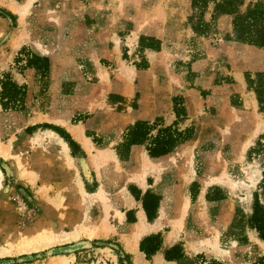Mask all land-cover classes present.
Instances as JSON below:
<instances>
[{
	"label": "rangeland",
	"instance_id": "1",
	"mask_svg": "<svg viewBox=\"0 0 264 264\" xmlns=\"http://www.w3.org/2000/svg\"><path fill=\"white\" fill-rule=\"evenodd\" d=\"M14 5L10 14L0 8V80L15 76L19 83L10 80L22 91L16 107L0 105V245L43 228L71 231L78 226L86 233L32 254L0 256V264H45L62 255L67 264H105L112 254L108 247L118 255L119 264H126L116 241L97 237L111 230L108 211L112 208L115 216L116 199L124 198L127 181L134 182L142 173L141 153L149 155L157 130L171 125L186 138L157 161L169 183L183 185L193 178L187 187L192 206L188 208L185 198L174 222L178 231L190 230L183 236L192 251H204L194 261L217 256L229 258L231 264L251 259L253 264H264V249L250 241L254 228L249 223L254 191L264 205L260 183L264 155L262 149H255L257 140L264 141V107L247 81L264 72V47L239 39L240 27L233 25L234 21L244 24L236 18L248 13L264 25V0H21ZM3 29L25 42L4 69ZM41 54L61 55L74 77L57 79L47 60L34 59L44 57ZM26 68L32 70L31 79L18 75L26 73ZM173 72L181 74L182 84L168 98L176 84ZM154 98L159 102L168 98L171 107L148 120L146 135L134 144L139 150L135 162L124 163L132 145L127 136L131 125L114 136L93 138L112 146L118 157L108 149L98 157L87 151L98 176L95 187L82 182L74 158L61 154L55 135L41 134V140L36 139L44 129L68 136L55 125L64 126L60 122L68 119L75 125L64 127L74 137L72 128H81L78 121L93 109L114 124L116 113H135ZM85 127L90 133L89 124ZM53 150L75 170L74 199L68 195L63 200L60 190L47 194L51 187L41 178L46 169L41 166ZM108 167L114 181L103 186L99 175ZM250 176L257 181L246 210L242 201L252 183ZM204 177L216 180L205 188L208 203L201 197ZM82 186L90 192L101 187L110 205L106 214L101 201L83 195ZM161 218L173 222L162 209L152 221L160 226ZM131 219L128 214L127 220ZM89 232L96 235L90 238ZM234 241L245 246L244 260H238L237 252L236 260L232 259ZM211 264L224 263L214 260Z\"/></svg>",
	"mask_w": 264,
	"mask_h": 264
},
{
	"label": "crops",
	"instance_id": "2",
	"mask_svg": "<svg viewBox=\"0 0 264 264\" xmlns=\"http://www.w3.org/2000/svg\"><path fill=\"white\" fill-rule=\"evenodd\" d=\"M20 2L21 0H0V8L3 9L6 13L10 14L12 13L10 7L15 6L14 4H20ZM4 19L5 18L2 16V20ZM3 31L4 33H6L4 29ZM24 44L25 42L18 41L16 33H6V35L2 34V50L4 52V55L2 57H7L4 65H2V69L8 67L10 60L14 59V54L17 53L19 48H21ZM41 55L47 57V61L50 65L52 74H55L57 79L68 80L74 77L72 76L74 70L72 69V67L65 66V60L61 55L56 57H50L49 55L51 54ZM26 70V73L24 72L18 74L21 79H31L32 70L30 68H26ZM173 76L176 84H172L173 86L170 88V94L167 93L166 95V97L168 98L176 91L175 88H180L182 84L181 74L177 75V73L173 72ZM13 77H10V79H12V81H14L13 79H16L15 82L19 83L17 78ZM168 98L160 100V102L155 98L151 99L148 103L142 104V107H140L135 113H116L115 115L117 120L116 122H114V124L113 122H109L107 119L103 118L102 115L97 114V111L93 109V112L88 113V117L83 116L82 119L78 121L82 126L81 133L79 134L80 138H76L75 136L74 138L69 130L64 127L67 126L69 128V124L75 125V123H71L70 119H68V125L61 126L60 124L55 123L56 126L66 131L68 137L74 142L75 146L73 148L69 145L68 141H66L64 137H62L58 133L57 130L53 129L52 127L50 128L53 129L51 131H54L59 136H61L68 144V153L74 158L75 165L78 168V175L79 177H81L82 182H85L91 187H95L98 181L97 172H95L94 167L89 163V151L85 149L83 144L80 142L83 139H89V141L95 147L108 149L110 151H108L110 155L114 156L118 160L116 152L112 146H108V143L103 144L100 143L101 141H95L93 138L106 135L114 136L117 134L118 130L120 131L122 129H127V127H129L130 125L132 126L133 123L137 120L148 122V120L154 118L155 116L161 115L163 110L167 111L168 108L171 107L170 100ZM86 124H89V127L87 128L90 129V133H86ZM171 127L173 128L174 125H171ZM130 146L131 147L128 150V157L127 159H125L127 162H124L125 164L135 162L134 158L136 154L139 153V150H137L138 148L134 144ZM173 147L174 145L172 146V148ZM171 149L169 151H171ZM93 151L95 152V149L91 152ZM168 152L157 156H151L148 155L145 151L150 159H153L155 161L161 160L162 157L165 156ZM50 154L48 160L41 166V168L46 166V169L42 170L45 175H42L41 178H44V182H46V184L50 185L51 187V189L47 192L48 196H53L55 195L56 191L60 190L59 194L62 196L63 200L67 199L68 195H71L70 199L76 198L74 196H77V194L75 190L72 189L73 181L75 178L74 168H68L64 161L57 157L55 150H53ZM138 160L140 163V157ZM80 163H83L84 167H81ZM108 163L113 166L112 161H109ZM140 166L142 167L141 163ZM111 168L112 167L105 168L102 172H100L99 176L101 181L103 182V186H105L106 184H112L114 181L111 174H109L110 171H108V169ZM112 171L113 170H111V172ZM84 174L87 175V177L90 179V182L86 181ZM167 177L168 176L164 171H161V173L159 171L157 176L150 173L147 174L145 176L146 188H143L144 190L141 189L142 187L136 181L134 182H136L139 186L134 182H128L125 188L128 194L122 193L125 200L124 198L116 199L114 205L115 209L119 210L123 214L122 220L118 219L117 216H114L112 208L109 209L107 222L108 225L111 226V230H109L106 235H99V237L97 238L116 241L117 246L115 245V247H118L121 254L126 257V264H211V262L214 260L222 262L224 264H231L229 258H222L217 256H213L206 260L203 259V257H200V260L198 262L194 261L193 257L199 254L204 255V251H192V244L186 242L185 237L183 236V234L188 236L190 234V230L185 228L184 232L180 230L178 231L174 222L180 215L181 204L185 198L188 200V208L192 206L190 202V194L188 193L187 187L188 184L193 181V178L189 179L183 185H179L178 183L174 182L169 183ZM35 185L38 187L39 181H35ZM63 188H66V190H63ZM205 190L206 189L203 188V192L201 194L202 202L208 203L209 201H207L204 197ZM199 194V192L196 194L197 200ZM160 209L163 210L166 217L171 218V220L173 221L172 224L164 222L161 218V225L158 226V228L154 232L147 233L132 245L130 239L134 226L140 222L141 218L144 219L146 223L154 222L152 220L157 218ZM128 214L132 217L130 221L127 220ZM116 217L118 220L116 219ZM234 242V246L231 247L232 259L236 260L235 258L237 257H235L234 254L235 252H237L238 254H240L238 260H244L243 250L245 249V246L236 241ZM228 245L226 244V246ZM107 249L112 252L114 260H112L111 262V259L106 258L108 261H106L105 264H119L118 255L114 254V251L111 248L108 247ZM259 249L262 250L264 248L259 246ZM253 261L254 260L251 259L248 262L249 264H252Z\"/></svg>",
	"mask_w": 264,
	"mask_h": 264
},
{
	"label": "bare ground",
	"instance_id": "3",
	"mask_svg": "<svg viewBox=\"0 0 264 264\" xmlns=\"http://www.w3.org/2000/svg\"><path fill=\"white\" fill-rule=\"evenodd\" d=\"M60 123L62 125H68V120L61 121ZM72 133L74 134V136L76 138H80L79 134L81 133V128L80 127L79 128H72ZM41 134L42 135L46 134V135L52 136V137L55 135L54 140L59 142V144L61 146L60 147L61 154L64 155L65 157H68V158L70 157V155L68 153L69 146L61 136H59L54 131L45 129V131L42 130L41 133L36 135V139H40L42 137ZM81 143L83 144L84 148L87 149L89 152H91L92 150L95 149V152H96V154L94 155L95 157L103 155V151H102L103 149L101 147L100 148L95 147L89 141V139H83L81 141ZM188 156H190V155H188ZM190 161H192V160H190ZM140 163L142 165L143 171L140 174V176H138V178L137 177L135 179L132 178L133 179L132 181H136L142 188H146L145 176L149 173L150 174L153 173L157 176L158 172L161 170V165H160V163H158V161L150 159V157L143 152L140 155ZM190 166H192V165H190ZM189 170H191V168L190 169L188 168V171ZM256 171L258 173H260L259 169H256ZM250 173H251V171H250ZM193 174L194 173L192 172L191 176ZM253 176H250L252 183H251V185H249L248 190L246 191V197L242 201V206L246 210L250 209V201L252 198L251 197L252 196L251 191L254 187L255 182L257 181V177H253ZM190 179H192V177H190ZM129 180L127 182H129ZM214 181H216V180H213V179L208 178V177H204L203 182H202L203 188H206V186L212 184ZM1 183H2V173L0 172V185H1ZM125 188L126 187H124V192H122V193L128 194ZM82 193L84 196L89 198L90 201H94V200L101 201L103 208H104V212H105V214L107 213L110 205L107 203L108 201L106 202V200L104 199L103 191H102L101 187H98L94 192H90L82 186ZM114 211H115V216H117L118 219L122 220L123 214L115 208H114ZM158 226L159 225L156 224L155 222L146 223L145 220L141 218L140 222L134 226L133 232L131 234L130 240L132 242V245L136 241L141 239L147 233L154 232L158 228ZM77 227L73 228L71 231H53V230L43 228V229H40L39 231H36L34 233L22 235V236L18 237L14 242H6L3 245H0V256L21 255V254L27 255V254H32L36 251H40V250L49 248L53 245L64 244L66 242H72V241L76 240L79 236L86 233V232H83V234H82ZM251 232L252 233L250 235V241L252 243H255V244L264 248V240L256 235L254 229H251ZM87 235H89V237L91 238V236L96 235V233L89 232V233H87ZM193 251H195V250H193ZM64 256L63 255L60 256L58 261L55 259H48L45 264H67L68 263L67 258ZM110 259L114 260V257L112 254H111ZM243 264H249V262H245Z\"/></svg>",
	"mask_w": 264,
	"mask_h": 264
},
{
	"label": "trees",
	"instance_id": "4",
	"mask_svg": "<svg viewBox=\"0 0 264 264\" xmlns=\"http://www.w3.org/2000/svg\"><path fill=\"white\" fill-rule=\"evenodd\" d=\"M248 15L249 13L247 15L239 16L236 18V20L244 22V24H242L241 26L235 21L233 23L236 29L237 26L240 27L238 38L244 42H248L259 47H264V25L262 23L258 24L257 19L253 18L254 15ZM257 35H259L258 38ZM34 59H36L37 62L47 60L44 57L40 58L36 56ZM247 81L248 86L252 88L260 107H264V72L255 73L254 78H248ZM21 94L22 91L20 90V87L12 82L8 76H4L2 80H0V105L2 108L16 107V102L20 100L18 96H20ZM148 128L149 126L147 125V122L140 120L135 121L131 128L127 131V136L130 139V144L140 143V140H143L142 138H144V136L146 135V130ZM181 135L182 134L180 132H178L174 128H171L170 126L158 129L157 134L153 139L152 148L147 149L149 155L157 156L168 152L176 142L186 138V136ZM63 137L68 141L69 145L72 148L75 146L74 142L71 141L68 136ZM262 138L264 140V134ZM255 145V149L257 151L263 150L264 155V141L261 143L257 140ZM260 183L263 189L264 196V165L262 166V178L260 180ZM249 223L251 227H253L257 231L258 236L261 239H264V205H261L258 202V193L256 191L253 192L252 213L249 218Z\"/></svg>",
	"mask_w": 264,
	"mask_h": 264
},
{
	"label": "built area",
	"instance_id": "5",
	"mask_svg": "<svg viewBox=\"0 0 264 264\" xmlns=\"http://www.w3.org/2000/svg\"><path fill=\"white\" fill-rule=\"evenodd\" d=\"M85 179H86L87 182H90V181H89L90 179H89L88 177H86Z\"/></svg>",
	"mask_w": 264,
	"mask_h": 264
}]
</instances>
